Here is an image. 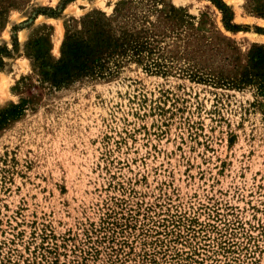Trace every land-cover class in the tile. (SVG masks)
<instances>
[{"label":"rangeland","instance_id":"1","mask_svg":"<svg viewBox=\"0 0 264 264\" xmlns=\"http://www.w3.org/2000/svg\"><path fill=\"white\" fill-rule=\"evenodd\" d=\"M220 1L240 31L211 0H0V264H264V0ZM87 17L125 54L56 90L32 47Z\"/></svg>","mask_w":264,"mask_h":264},{"label":"trees","instance_id":"2","mask_svg":"<svg viewBox=\"0 0 264 264\" xmlns=\"http://www.w3.org/2000/svg\"><path fill=\"white\" fill-rule=\"evenodd\" d=\"M211 1L221 11L225 27L230 31H240L239 26L230 24V9L220 0ZM42 14L56 16L57 12L45 8ZM109 27L103 17H87L83 33L68 34L62 44L60 58L52 63L47 61V53L42 52L40 43L35 41L31 57L41 80L60 90L83 79L111 76L114 73L112 67H117V59L124 56L125 50L118 40L111 37Z\"/></svg>","mask_w":264,"mask_h":264}]
</instances>
